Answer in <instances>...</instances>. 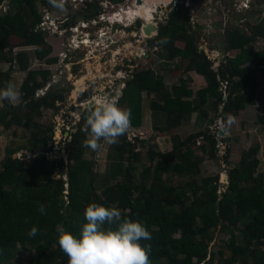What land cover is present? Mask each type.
Instances as JSON below:
<instances>
[{
    "label": "trees",
    "instance_id": "16d2710c",
    "mask_svg": "<svg viewBox=\"0 0 264 264\" xmlns=\"http://www.w3.org/2000/svg\"><path fill=\"white\" fill-rule=\"evenodd\" d=\"M38 1L47 9L53 6L51 0H7L8 10L0 12V63H9L7 70L0 68V89L12 82L15 65L21 71L27 70L25 82L19 87L20 102L13 106L3 100L5 108L0 109V118L5 128L15 124L30 131L27 141L34 154L26 162L12 157L16 151L10 150V155L0 162V264H14L19 246L33 251L29 264H67L68 257L60 250L56 227L62 225L79 237L81 226L86 223L85 207L91 202L117 207L122 218L139 220L145 225L152 239L140 243L151 245V264H264V172L259 170L257 144L240 155L238 164L230 168L227 188L219 192V174L202 180L190 176L177 185L172 178H166L172 173L181 176L200 173L205 158L190 147L199 137L204 141L200 143L202 152L217 158L218 141H225L224 137H216L219 128L215 132L212 128L202 129L183 139L175 134L170 150H148L149 164L140 173L135 164L141 162V152L136 150L137 141L129 139L127 133L119 138L118 144L110 145L121 162L129 161L122 179L100 190L96 187V161L85 156L88 148L82 146L86 138L82 128L87 108L79 107L80 120L73 126L75 131L64 140L68 164L63 157H48L53 148L49 129L36 118L42 115L41 108L57 112V102L64 101L67 88L36 95L52 75L50 70L28 69L31 57L27 52L11 53L13 48L23 45H45L42 35L34 28L40 18L36 11ZM255 25L251 29L260 34L250 35L240 27L226 29V55L218 65L217 58L200 48L201 27L194 28L190 8L182 2L170 9L166 22L159 24L157 36L149 43L160 48L158 54L164 59L187 60L185 71L196 74L181 78L180 84L164 92L161 74L151 68L135 70L118 100L120 106L124 104L131 109L132 126H142V96L146 94L156 96L151 102L152 110L167 115L166 124L156 128L160 133H170L189 123L196 111L203 119L216 121L229 113L238 116L248 105H256L261 85L258 73L264 82V49L255 52L251 44L264 34V20ZM13 36L23 45L14 47ZM164 38L168 42L161 44ZM48 49L39 53V58ZM56 60L57 57H50L46 63L53 64ZM175 67L182 66L177 63ZM197 76H202L207 84L195 92L190 82ZM194 98H199L198 104ZM210 99H213L210 105L214 115L205 109ZM258 122L264 125V109L258 114ZM231 154L228 147L225 157L229 159ZM58 171H65L66 179L57 177ZM41 206L46 209V215L39 212ZM33 226L38 232L30 236ZM219 226L230 230L231 237L216 252L210 249V243Z\"/></svg>",
    "mask_w": 264,
    "mask_h": 264
},
{
    "label": "rangeland",
    "instance_id": "374dc122",
    "mask_svg": "<svg viewBox=\"0 0 264 264\" xmlns=\"http://www.w3.org/2000/svg\"><path fill=\"white\" fill-rule=\"evenodd\" d=\"M58 2L59 0H57ZM62 2V6L65 7L63 13H59V7L56 4H52L51 9L48 8L46 10L41 3H38L41 5L38 6L36 11L40 13V18L36 21L34 28H39L37 32L42 35L45 43L43 47H37L35 44L23 45L17 37L13 36L12 45L16 47V44H20L21 46L23 45V48L19 46L14 49L12 47L13 50H10H12V55L19 50H23L30 55L31 59L28 69L44 68L50 70L52 75L45 86L38 90L36 95H43L50 89L67 88L64 101L62 103L57 102V105H59L57 112L53 109L41 108L42 115L36 118L37 121L49 129L48 134L51 136L49 143H53V148L52 151L47 153L48 157L50 159H61L63 157L65 164H68L69 161L63 148L64 140L71 131H75L73 126L80 118L79 107H82L81 104L91 99L96 100L100 96L119 100L125 87V80L129 79L137 69L151 68L157 74H161L164 77V92L166 90L171 91L173 85L180 84L181 78L196 74L195 71L191 73L185 71L187 60L182 58L175 60L164 59L158 54L160 48L149 43L150 40L157 36L159 24L166 22L169 10L173 9L178 3L184 2L190 8L192 21L195 24L194 28L196 29L197 25L201 27V30L198 31L200 48L205 50L208 55L217 57L218 65L221 64V58L224 59L226 55V29L240 27L248 31V34L256 35L260 33L255 28L251 29V27H255V24L264 20L263 0H172L169 3L158 2L155 5L156 14L154 13L152 22L157 26V32H152L151 36H147L142 27L145 23L152 22L144 20L139 25L137 21L140 19L127 13L129 12L127 9L133 6L129 0H123L122 2L121 0H62ZM88 2H93L96 6L95 8L98 9L91 19L95 24L89 28L90 24L88 25L85 21L70 23V8H66V5L78 8L81 7V4L86 5ZM100 8L105 9V11H99L101 10ZM7 10V0H3L0 12ZM124 10L126 11L123 13ZM121 13L122 15L119 16ZM62 18L66 19L63 23H61ZM179 45L182 46L180 42ZM44 49L49 51L42 58H39L38 54H41ZM251 49L255 52L264 49V34L257 36L256 41L251 44ZM50 57H57L56 62L47 64L46 59ZM177 63L182 66L180 69H176ZM15 67L16 69L11 72V83L19 91V87L25 82L24 78L27 70L21 71L17 69L16 65ZM0 68L7 70L9 63L2 61ZM81 77L85 79L82 85L83 88L76 92L77 95L72 97V93L76 89L75 81ZM206 84L202 76H197V79L194 78L190 82V86L195 92ZM155 97L147 94L142 96V126H132L128 132L129 139L133 142L137 141L136 150L141 152L142 160L135 164L139 173L149 164L148 150H170L173 146V136L175 134L183 139L190 133H196L202 129L211 131L212 128L215 132L216 128H218L216 127V122L221 119L219 118L216 121H211L210 118L203 119L200 113L196 111L189 123H185L179 129L170 133H160L156 128L166 124L167 115L163 112L152 110L150 106ZM159 100L161 101V99ZM194 100L197 104L199 103V98H194ZM212 101L213 99H210L205 107L210 115L215 113L210 105ZM19 102L20 99L16 104ZM121 107L126 108V105L122 104ZM3 108H5V105L3 100H0V109L3 110ZM235 118L236 122L227 129L226 134L220 135L219 129L216 137L221 139L229 136L235 141L239 140V143L242 144L240 151L235 150L233 141L220 142L221 140H219L217 158L212 159L209 157V152L203 153L200 149V143H204V141L199 137L196 144L190 147L195 154L205 158L200 165V173L185 176L172 173L170 176L166 175L167 180L172 178L173 184L177 185L183 183L190 176L195 177L197 180H202L206 176L219 174V192L224 191L229 184L230 168L238 164L240 155L242 156L246 150L245 144L242 142L243 136H240L239 139L238 135V129L247 126L245 125L246 121H244L243 116ZM253 121L255 125V120L253 119ZM29 134L30 131L23 126L13 124L9 128H5L0 118V162L4 157L10 155V150L16 151L12 154L13 157L18 156L21 151H27V158L24 159H26V162H30V158L34 154L32 152L33 149L31 150L28 146ZM101 143L102 147L100 150L92 151L88 148L85 152L87 158L95 159L96 161V187L100 190L107 184L121 180L122 174L129 163V161L121 162L120 157L109 144ZM228 147L232 149L229 159L225 157ZM234 150L235 154L239 156L234 155ZM262 151L263 154L259 164L260 172H264V147ZM60 152L62 153L61 156L59 155ZM64 173L58 171L56 175L66 179ZM230 237L231 231L222 229L219 226L215 230V237L210 243V249L217 252L229 241ZM227 253L230 254V251L227 250ZM17 254L18 257L14 264H29L28 260L31 259L33 251L19 246Z\"/></svg>",
    "mask_w": 264,
    "mask_h": 264
},
{
    "label": "clouds",
    "instance_id": "9594fccd",
    "mask_svg": "<svg viewBox=\"0 0 264 264\" xmlns=\"http://www.w3.org/2000/svg\"><path fill=\"white\" fill-rule=\"evenodd\" d=\"M51 2L62 7V0L61 3H57V0ZM167 42L166 38L160 41L161 44ZM19 99L20 93L14 84L8 83L0 89V100H7L15 106ZM86 108L82 128L86 134L82 141L83 147L98 151L102 147L101 142L118 144L119 138L128 133L131 109L121 107L117 99L101 96L95 100L94 106ZM235 122L236 118L229 113L217 120L216 124L226 132ZM38 210L46 215L43 206ZM84 218L86 223L82 224L79 237L62 225L56 227L60 250L68 257L67 264H151V245H142L140 241H149L152 235L142 222L122 218L117 207L95 202L86 205ZM37 232L38 228L33 226L29 235L35 236Z\"/></svg>",
    "mask_w": 264,
    "mask_h": 264
},
{
    "label": "crops",
    "instance_id": "0c3cea01",
    "mask_svg": "<svg viewBox=\"0 0 264 264\" xmlns=\"http://www.w3.org/2000/svg\"><path fill=\"white\" fill-rule=\"evenodd\" d=\"M248 65L254 66L253 63H248ZM258 76H259V79L261 80V85L258 91L257 104L248 105L245 109L239 112L238 116H243V119H245L244 121H246L245 125L247 126L246 127L244 126L243 128L238 129V135H239V139H240V136H243L242 142L243 144H245L246 150H248L251 146L257 144V146L260 149L258 153V157L261 158V155L263 154L262 150L264 147V125L258 122V114L262 112V109H264V82L262 81V74L258 73ZM238 116H234V117H238ZM250 119H252V121H250ZM253 119L255 120V125H254ZM226 138H227V141L228 140L230 142L233 141L235 150L237 151L241 150L240 146L242 144L239 143V140L235 141L231 139L229 136H227ZM235 150H234V155L239 156L235 154Z\"/></svg>",
    "mask_w": 264,
    "mask_h": 264
},
{
    "label": "bare ground",
    "instance_id": "6f19581e",
    "mask_svg": "<svg viewBox=\"0 0 264 264\" xmlns=\"http://www.w3.org/2000/svg\"><path fill=\"white\" fill-rule=\"evenodd\" d=\"M171 1L172 0H145L144 4H139L137 2V0H134L133 1V3H134L133 6L130 7V9H127V10H129V12H127V13L133 15L134 17H137V18H140L141 17L143 20H148V21H151L152 22V19L154 18V13L156 12L155 5L158 2L169 3ZM125 11L126 10H124L123 13ZM121 15H122V13L119 14V16H121ZM130 20H132V19H130ZM152 24H154V23L152 22ZM81 26H83V24H81ZM84 27H85V24H84ZM84 81H85L84 77H81L77 81H75L76 89L73 91L72 97H74L75 95H77L76 92L80 91L83 88L82 85H83Z\"/></svg>",
    "mask_w": 264,
    "mask_h": 264
},
{
    "label": "flooded vegetation",
    "instance_id": "af4514ba",
    "mask_svg": "<svg viewBox=\"0 0 264 264\" xmlns=\"http://www.w3.org/2000/svg\"><path fill=\"white\" fill-rule=\"evenodd\" d=\"M123 0H121V2H122ZM129 1H131L130 3H132V4H134L133 3V1L134 0H129ZM127 2V1H126ZM38 3H41L42 4V2L41 1H38ZM58 3H61V0H59V2ZM63 3V2H62ZM41 4H37V6H39V5H41ZM63 5V4H62ZM43 6V5H42ZM92 6V7H91ZM58 7V6H57ZM77 7V6H76ZM94 7V8H93ZM96 6L93 4V2H88L86 5H84V4H81V7H78V8H75V7H69V6H67L66 5V8H70V16H69V20L71 21L70 23H73V22H78V23H80L81 21L82 22H86L88 25L90 24V26H88L89 28H91V26H93V24H95V23H93L92 22V18H93V15L94 14H96L97 13V11H98V9L97 8H95ZM43 8H45L46 10H48L45 6H43ZM65 7H63L62 6V8L61 7H59V13H63V10H65L64 9ZM87 8H88V10H87ZM101 10H99V11H105V9H102V8H100ZM87 14L89 15V16H87ZM66 19H64V18H62L61 19V23H63L64 21H65ZM94 20V19H93ZM69 23V24H70ZM137 23H138V21H137ZM139 24V23H138ZM140 24H142V23H140ZM79 25V24H78ZM84 28V27H83Z\"/></svg>",
    "mask_w": 264,
    "mask_h": 264
},
{
    "label": "water",
    "instance_id": "95a60500",
    "mask_svg": "<svg viewBox=\"0 0 264 264\" xmlns=\"http://www.w3.org/2000/svg\"><path fill=\"white\" fill-rule=\"evenodd\" d=\"M137 2L139 3V4H143L144 3V0H137ZM140 21H144L142 18H140ZM142 30L144 31V33L147 35V36H151L152 35V32H156V30H157V26L155 25V24H152V23H145V25H143V27H142ZM146 56H147V54H146ZM132 78V76H130L129 77V79H131ZM129 79H127V80H129ZM127 80H125V81H127ZM226 98V97H225ZM94 102H95V100L94 99H91L90 101H88V102H84L83 104H81L82 106H85V107H92V106H94ZM132 127V124H130V128ZM129 128V129H130ZM219 134L220 135H225L226 134V132L225 131H222V130H219ZM67 135H68V133H67ZM225 138V137H224ZM226 141H227V138L225 139ZM218 149V148H217ZM39 154H41V153H39ZM59 155L61 156L62 155V153L60 152L59 153ZM13 157V156H12ZM14 157H17V158H20V159H24V158H27V151H21V153L18 155V156H14ZM66 195L68 196L69 195V193H68V191L66 190Z\"/></svg>",
    "mask_w": 264,
    "mask_h": 264
},
{
    "label": "built area",
    "instance_id": "2783aa9c",
    "mask_svg": "<svg viewBox=\"0 0 264 264\" xmlns=\"http://www.w3.org/2000/svg\"><path fill=\"white\" fill-rule=\"evenodd\" d=\"M103 18V17H102ZM37 29H39L38 27H36L35 28V30H37ZM226 86H227V82H224V84H223V87H225L226 88ZM226 96V95H225Z\"/></svg>",
    "mask_w": 264,
    "mask_h": 264
}]
</instances>
